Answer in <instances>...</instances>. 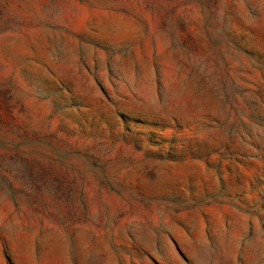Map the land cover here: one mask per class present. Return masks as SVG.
I'll use <instances>...</instances> for the list:
<instances>
[{
    "label": "rangeland",
    "instance_id": "obj_1",
    "mask_svg": "<svg viewBox=\"0 0 264 264\" xmlns=\"http://www.w3.org/2000/svg\"><path fill=\"white\" fill-rule=\"evenodd\" d=\"M0 264H264V0H0Z\"/></svg>",
    "mask_w": 264,
    "mask_h": 264
}]
</instances>
